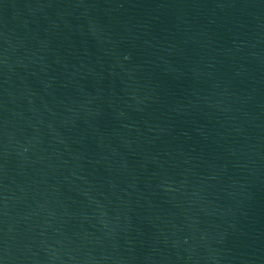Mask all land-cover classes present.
Here are the masks:
<instances>
[{
	"label": "water",
	"instance_id": "obj_1",
	"mask_svg": "<svg viewBox=\"0 0 264 264\" xmlns=\"http://www.w3.org/2000/svg\"><path fill=\"white\" fill-rule=\"evenodd\" d=\"M0 264H264V0H0Z\"/></svg>",
	"mask_w": 264,
	"mask_h": 264
}]
</instances>
